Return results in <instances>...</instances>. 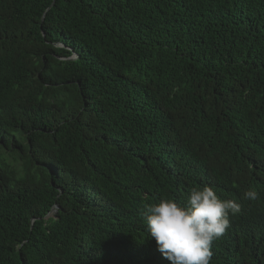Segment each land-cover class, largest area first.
<instances>
[{
	"label": "trees",
	"instance_id": "obj_1",
	"mask_svg": "<svg viewBox=\"0 0 264 264\" xmlns=\"http://www.w3.org/2000/svg\"><path fill=\"white\" fill-rule=\"evenodd\" d=\"M204 185L264 264V0H0V264H170L146 206Z\"/></svg>",
	"mask_w": 264,
	"mask_h": 264
},
{
	"label": "clouds",
	"instance_id": "obj_2",
	"mask_svg": "<svg viewBox=\"0 0 264 264\" xmlns=\"http://www.w3.org/2000/svg\"><path fill=\"white\" fill-rule=\"evenodd\" d=\"M253 164H246V168ZM245 199L257 193L248 189ZM240 211L232 199H224L211 186L192 187L180 204L161 198L146 206L143 218L159 252L170 264H210L212 243L230 227V215Z\"/></svg>",
	"mask_w": 264,
	"mask_h": 264
},
{
	"label": "bare ground",
	"instance_id": "obj_3",
	"mask_svg": "<svg viewBox=\"0 0 264 264\" xmlns=\"http://www.w3.org/2000/svg\"><path fill=\"white\" fill-rule=\"evenodd\" d=\"M53 208H55V207H53ZM53 211L55 212V211H56V209H53V210H51V212H53Z\"/></svg>",
	"mask_w": 264,
	"mask_h": 264
},
{
	"label": "rangeland",
	"instance_id": "obj_4",
	"mask_svg": "<svg viewBox=\"0 0 264 264\" xmlns=\"http://www.w3.org/2000/svg\"><path fill=\"white\" fill-rule=\"evenodd\" d=\"M54 209H56V207ZM52 213H54V211Z\"/></svg>",
	"mask_w": 264,
	"mask_h": 264
},
{
	"label": "water",
	"instance_id": "obj_5",
	"mask_svg": "<svg viewBox=\"0 0 264 264\" xmlns=\"http://www.w3.org/2000/svg\"><path fill=\"white\" fill-rule=\"evenodd\" d=\"M54 208H52V210H53Z\"/></svg>",
	"mask_w": 264,
	"mask_h": 264
}]
</instances>
